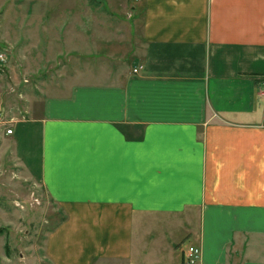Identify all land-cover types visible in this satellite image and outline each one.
I'll return each mask as SVG.
<instances>
[{
  "label": "crops",
  "instance_id": "1",
  "mask_svg": "<svg viewBox=\"0 0 264 264\" xmlns=\"http://www.w3.org/2000/svg\"><path fill=\"white\" fill-rule=\"evenodd\" d=\"M141 2L0 0L44 76L0 130L63 214L44 258L264 264V0Z\"/></svg>",
  "mask_w": 264,
  "mask_h": 264
},
{
  "label": "rangeland",
  "instance_id": "2",
  "mask_svg": "<svg viewBox=\"0 0 264 264\" xmlns=\"http://www.w3.org/2000/svg\"><path fill=\"white\" fill-rule=\"evenodd\" d=\"M141 3L131 0L125 16L134 8L138 15ZM119 18L120 14L115 19ZM0 48L7 56L0 63V130L6 133L5 121L21 116L44 76L31 74L24 63L10 58L4 45ZM62 215L45 190L17 164L11 142L0 136V264H50L44 258V240Z\"/></svg>",
  "mask_w": 264,
  "mask_h": 264
},
{
  "label": "built area",
  "instance_id": "3",
  "mask_svg": "<svg viewBox=\"0 0 264 264\" xmlns=\"http://www.w3.org/2000/svg\"><path fill=\"white\" fill-rule=\"evenodd\" d=\"M6 60H7L6 52L0 48V63H5ZM134 71H137V69H134ZM261 94L263 95L264 92H262ZM6 133L11 134L12 130L10 128H7ZM200 256H201L200 248L196 245H190L187 247V249L184 252L183 264H197L198 261L200 260Z\"/></svg>",
  "mask_w": 264,
  "mask_h": 264
}]
</instances>
